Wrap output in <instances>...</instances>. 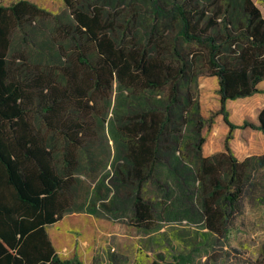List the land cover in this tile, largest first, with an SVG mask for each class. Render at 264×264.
Listing matches in <instances>:
<instances>
[{
  "label": "trees",
  "instance_id": "16d2710c",
  "mask_svg": "<svg viewBox=\"0 0 264 264\" xmlns=\"http://www.w3.org/2000/svg\"><path fill=\"white\" fill-rule=\"evenodd\" d=\"M63 1L51 12L0 0V264L80 263L58 255L47 226L73 209L81 159L90 164L102 145L112 205L127 199L134 225L150 227L160 214L145 194L152 184L159 205L223 235L250 161L264 159L241 161L229 146L236 126L264 132V108L259 124L240 125L224 108L264 92L261 9L253 0ZM201 75L218 78L230 127L225 150L210 157L203 130L214 115L201 113ZM105 122L111 145L101 138Z\"/></svg>",
  "mask_w": 264,
  "mask_h": 264
},
{
  "label": "rangeland",
  "instance_id": "374dc122",
  "mask_svg": "<svg viewBox=\"0 0 264 264\" xmlns=\"http://www.w3.org/2000/svg\"><path fill=\"white\" fill-rule=\"evenodd\" d=\"M14 1L18 0H1L2 4ZM30 1L48 8L51 12H60L65 8L63 0ZM253 1L264 16V0ZM31 22L33 31L38 33L37 19ZM16 45L17 42H14V47ZM27 50L26 45L18 43L19 52ZM12 52L15 55L21 54L14 50ZM216 95H219L216 79L210 75H201L197 90L198 100L206 106L207 118L214 115L213 121L208 122L203 130V145L208 150H213L218 144L214 131L218 116H223L219 111L222 107L220 99V107L215 106ZM244 100L246 98L239 99ZM239 103L233 102L228 107L225 102L224 108L228 117L234 110L243 108ZM222 118L225 121L224 116ZM36 125L48 135L39 122L36 121ZM235 128L242 127L236 126L232 129L231 140ZM102 137L107 138V143L111 145L107 122ZM48 143L53 147H62L57 136L50 135ZM100 148L103 153L96 154L90 164L86 159H81L73 209L47 226L48 235L62 259L73 258L80 262L77 264H177V256L186 254L189 256V264H264V159L254 158L250 161L248 178L237 192L238 205L230 218V226L223 235H218L208 230L198 217L177 213L167 201L164 200L165 203L159 205L155 186L152 184L147 185L145 194L158 206L157 211L160 214H155L150 227L134 225L127 199L122 205H112L110 160L106 152L108 147L104 148L102 145Z\"/></svg>",
  "mask_w": 264,
  "mask_h": 264
},
{
  "label": "crops",
  "instance_id": "0c3cea01",
  "mask_svg": "<svg viewBox=\"0 0 264 264\" xmlns=\"http://www.w3.org/2000/svg\"><path fill=\"white\" fill-rule=\"evenodd\" d=\"M216 79L218 89V78L215 76H212ZM258 87L260 90H264V80H262L260 83H258ZM242 97L236 98V99H229L226 101V106H230V104H233V102H240V106L242 105L243 108H240L238 110H234L233 114H229V119L234 123H243L245 119H249L253 121L254 123H258V114L262 108H264V92H255L254 94L250 96H246L242 99H245L244 101H239ZM220 96L216 95L215 98V106L216 108L220 107L219 102ZM201 113L205 116H207V109L206 106H203L201 104ZM223 116L219 115L217 118V127L214 131L215 136L217 138L216 142L218 143L216 147L213 150H208L203 145V155L204 156H213L218 151H223L225 149L223 141L225 140V137L227 133L229 132V126L222 118ZM235 117V119H234ZM230 147L232 148L235 156L240 159L241 161L247 157L252 156H261L264 154V133L258 129L246 127L244 129L242 128H235L233 130V139L229 141Z\"/></svg>",
  "mask_w": 264,
  "mask_h": 264
}]
</instances>
